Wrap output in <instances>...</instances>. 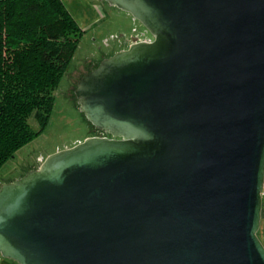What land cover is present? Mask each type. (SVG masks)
<instances>
[{
	"label": "water",
	"instance_id": "1",
	"mask_svg": "<svg viewBox=\"0 0 264 264\" xmlns=\"http://www.w3.org/2000/svg\"><path fill=\"white\" fill-rule=\"evenodd\" d=\"M153 35L77 82L107 135L0 186L18 264H264V0H105Z\"/></svg>",
	"mask_w": 264,
	"mask_h": 264
},
{
	"label": "trees",
	"instance_id": "2",
	"mask_svg": "<svg viewBox=\"0 0 264 264\" xmlns=\"http://www.w3.org/2000/svg\"><path fill=\"white\" fill-rule=\"evenodd\" d=\"M80 34L61 0H0V166L48 123Z\"/></svg>",
	"mask_w": 264,
	"mask_h": 264
},
{
	"label": "rangeland",
	"instance_id": "3",
	"mask_svg": "<svg viewBox=\"0 0 264 264\" xmlns=\"http://www.w3.org/2000/svg\"><path fill=\"white\" fill-rule=\"evenodd\" d=\"M61 1L81 28V34L67 70L54 90L48 123L0 166V186L21 177L30 169L38 168L49 155L93 135L95 130L80 111L74 93L77 82L102 59L124 49L126 40L136 36L143 40L153 38L139 20L105 0ZM29 122L34 129H39L33 115ZM257 232L264 245L263 220Z\"/></svg>",
	"mask_w": 264,
	"mask_h": 264
},
{
	"label": "crops",
	"instance_id": "4",
	"mask_svg": "<svg viewBox=\"0 0 264 264\" xmlns=\"http://www.w3.org/2000/svg\"><path fill=\"white\" fill-rule=\"evenodd\" d=\"M264 191V190H263ZM263 201H264V192H263ZM264 221V220H263ZM0 264H18L16 261L10 259V258H7V257H3L1 254H0Z\"/></svg>",
	"mask_w": 264,
	"mask_h": 264
},
{
	"label": "flooded vegetation",
	"instance_id": "5",
	"mask_svg": "<svg viewBox=\"0 0 264 264\" xmlns=\"http://www.w3.org/2000/svg\"><path fill=\"white\" fill-rule=\"evenodd\" d=\"M132 38H136L137 40H143L144 39V38L143 39H140L137 36L136 37H132ZM132 38L130 40H126L124 48H126L131 43ZM148 39L149 38H145V40H148ZM94 135H102V136H104V135H107V134H105V132H102V131H97L96 134H94Z\"/></svg>",
	"mask_w": 264,
	"mask_h": 264
}]
</instances>
